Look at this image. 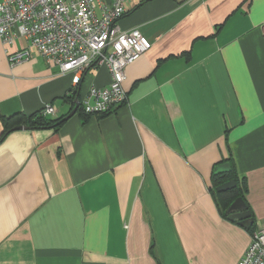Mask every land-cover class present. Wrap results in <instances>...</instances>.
<instances>
[{
  "label": "crops",
  "instance_id": "crops-1",
  "mask_svg": "<svg viewBox=\"0 0 264 264\" xmlns=\"http://www.w3.org/2000/svg\"><path fill=\"white\" fill-rule=\"evenodd\" d=\"M126 6L120 29L151 43L127 68L128 101L0 141V264H237L264 223V0ZM27 45L0 38V136L3 117L53 104L49 116L65 118L111 81L100 65L76 87L37 50L12 67L6 49ZM228 158L247 226L222 215L211 191Z\"/></svg>",
  "mask_w": 264,
  "mask_h": 264
},
{
  "label": "built area",
  "instance_id": "built-area-1",
  "mask_svg": "<svg viewBox=\"0 0 264 264\" xmlns=\"http://www.w3.org/2000/svg\"><path fill=\"white\" fill-rule=\"evenodd\" d=\"M126 3L127 0H2L3 43L11 44L17 38L28 43L18 50L6 49L9 64L13 67L28 61L32 51L37 50L57 65L61 73H72L76 87L90 68L105 65L111 75L110 83L91 85L87 94L76 100L90 116L113 112L128 101L124 88L128 66L151 47L139 29H120L119 21L127 12ZM42 112L53 115L56 107L47 104ZM237 264H264V223L252 234Z\"/></svg>",
  "mask_w": 264,
  "mask_h": 264
},
{
  "label": "trees",
  "instance_id": "trees-1",
  "mask_svg": "<svg viewBox=\"0 0 264 264\" xmlns=\"http://www.w3.org/2000/svg\"><path fill=\"white\" fill-rule=\"evenodd\" d=\"M76 96H77V92L73 91V98L75 99ZM80 97L81 96H79L78 98H80ZM72 104H73V108H74L76 105L75 101H73ZM77 112H79V113L81 112L85 116H90V115L86 114L82 110L81 107H78ZM2 121L4 124V131L2 132V134L0 136V141L6 136V134L10 130H12L17 125H26V126L30 127L29 129H34V128L38 129V128H47V127L57 129L65 122V118L63 116L62 117H52V116L44 114L41 110L39 112H36V113H34L32 115H28V116L18 115V116H14V117H10V118L3 117ZM223 162H230L231 170L226 172V173H218V174H216L213 170L211 191H212V194H213L214 199L216 201V204L219 208V211L221 212L222 215L228 217V214L226 213V211L236 198L242 197L245 201V198H244L245 185L243 186L242 181H240L238 174H237V170L235 168V165H234L232 159L228 158ZM223 162H221V163H223ZM215 167H214V169H215ZM231 179H236V181H237V184L234 188H231L229 190L222 191V192H218L216 190V188L219 185H221L224 182L229 181ZM246 205H247V203H246ZM247 209L250 210L248 205H247ZM248 227H249V225H248Z\"/></svg>",
  "mask_w": 264,
  "mask_h": 264
},
{
  "label": "water",
  "instance_id": "water-1",
  "mask_svg": "<svg viewBox=\"0 0 264 264\" xmlns=\"http://www.w3.org/2000/svg\"><path fill=\"white\" fill-rule=\"evenodd\" d=\"M75 107L72 109V111L65 116V119L70 118L71 116H73L79 107V103L78 101L75 99ZM30 127L26 126V125H17L13 128V130H20V129H29ZM231 170V164L230 162H223L218 164L215 169L214 172L216 174L218 173H226L228 171ZM237 184L236 179H231L229 181L224 182L223 184L219 185L216 190L218 192H222V191H226L229 190L231 188H234ZM226 213L228 214V218L230 220H239L241 225H247L249 223L253 222V218H252V213L250 210L247 209V205L246 202L244 201V199L242 197H238L236 198L232 204L229 206V208L227 209Z\"/></svg>",
  "mask_w": 264,
  "mask_h": 264
}]
</instances>
